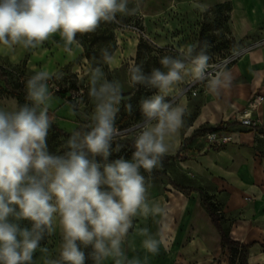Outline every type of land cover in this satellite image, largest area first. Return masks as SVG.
<instances>
[{
    "label": "rangeland",
    "instance_id": "1",
    "mask_svg": "<svg viewBox=\"0 0 264 264\" xmlns=\"http://www.w3.org/2000/svg\"><path fill=\"white\" fill-rule=\"evenodd\" d=\"M225 2L230 1L126 0L124 12L101 21L94 32L77 33L71 45L66 46L59 33L36 47L0 45V63L20 67L26 61L27 81L47 70V86L54 78L63 89L70 85L78 89L72 93V106L68 98H61L48 86V110L54 119L47 135V151L54 156L70 150L68 141L78 122L94 125L98 101L91 92H98L105 84L119 88L114 127L124 130L120 138H136L147 124L157 123L145 117L141 103L161 94L159 89L148 94L150 85L134 83L130 78L140 40L149 48L142 50L135 68L145 77L154 69L166 71L161 64L165 57L185 64L182 80L164 97L165 102L176 98L171 107H178L184 99L180 106L184 109L182 126L165 139L168 151L164 154L174 158H159L150 172L141 168L148 214L138 210L121 239L120 255L101 256L97 264H229V252L220 246L203 197L221 212L222 225L230 237L255 241L249 249L248 264H264V36L259 32L242 39L232 36L230 11L208 12ZM202 27L208 41L196 53ZM234 52L239 53L238 59L227 70L244 56L252 58L236 73L226 70L218 81L200 86L195 95L178 96L180 86L194 75L188 58L194 60L203 54L207 62H215ZM0 109L16 110L17 100L0 95ZM136 115L141 118L137 120ZM219 125L223 130L209 138L210 129ZM115 141L112 139L110 146ZM9 221L32 230L29 220L17 221L10 216ZM52 229H46L45 241L34 252L31 264L62 261L64 241L58 216ZM149 240L157 241L154 253L144 246Z\"/></svg>",
    "mask_w": 264,
    "mask_h": 264
},
{
    "label": "clouds",
    "instance_id": "2",
    "mask_svg": "<svg viewBox=\"0 0 264 264\" xmlns=\"http://www.w3.org/2000/svg\"><path fill=\"white\" fill-rule=\"evenodd\" d=\"M125 3L0 0V45L36 47L56 33L66 46L71 45L77 33L94 32L101 21L124 12ZM207 60L201 54L193 61L196 77L202 74ZM161 64L167 70L154 69L149 77L139 68L132 69L133 82L147 83L161 93L141 103L145 117L157 123L147 124L137 135L132 162L121 158L102 166L94 159L99 155L106 160L110 154V143L117 133L114 118L119 110L118 87L105 84L98 92L92 90L98 101L92 117L94 126L83 134L74 132L68 141L70 150L63 156L47 151L52 119L48 115L47 70L28 81L27 98L33 107L0 109V264H31L42 233L53 230L57 216L64 241L60 255L67 264H84L78 241L93 245L100 256L120 255V242L131 226V218L138 210L148 214L144 177L139 169L150 172L168 151L166 136L176 134L182 126L184 109L171 107L164 97L182 80L185 64L169 57ZM10 216L31 221L32 230L10 222ZM144 246L154 253L157 241H146Z\"/></svg>",
    "mask_w": 264,
    "mask_h": 264
},
{
    "label": "trees",
    "instance_id": "3",
    "mask_svg": "<svg viewBox=\"0 0 264 264\" xmlns=\"http://www.w3.org/2000/svg\"><path fill=\"white\" fill-rule=\"evenodd\" d=\"M231 5L230 2H225V3H219L214 5L208 12H215L219 13L222 11H230ZM208 41V38L205 37V28L202 27L199 32V37H198V44L196 48L194 49L196 53L201 51ZM144 48H149V45L143 41L140 40L139 43L137 44L136 47V60H135V65H137V62L142 55V50ZM135 65L133 66L132 69L135 68ZM27 66H26V61L24 60L21 64L20 67H10L6 66L2 63H0V95L7 96V97H14L17 100V109L19 110L20 107H23L27 105L28 107H33L31 101L27 98L28 97V89H27V84L28 81L25 78V72H26ZM131 69V77L133 75ZM148 68L146 67V70ZM147 73V72H146ZM130 77V78H131ZM132 80V79H131ZM135 83V82H134ZM157 88L148 86L147 88V93L151 94L154 92ZM78 89L74 85H70L67 88L61 89L58 91L56 94L59 95L63 99L69 98V95L71 92H76ZM48 115L52 118L51 122H53L54 119V114L52 111L48 110ZM116 117V116H115ZM141 117L139 115H136V119L139 120ZM94 126V125H93ZM58 132L64 133L62 129H59L56 127ZM91 126L87 125L84 122H78L77 127L75 130L71 133L73 135L74 132H80L81 134L90 131ZM223 130L222 126H217L215 128H211V132H217ZM118 136H114L113 139L115 138L117 141L111 144L109 147V156L105 160L103 157L97 155L94 157L95 161L102 166L107 163H113L117 159H125L129 162H132L133 160V154L136 151L135 148V137H122L120 138ZM89 158L92 159L93 157L91 154H88ZM159 158L161 159H172L174 158L172 155H167V154H162ZM101 171H103V167H101ZM141 172V168L139 169ZM106 188V186H104ZM178 189L184 190L185 187L183 186H178ZM204 208L207 211V214L210 218V221L216 231L219 234L220 237V246L222 248H226L229 252V264H236L235 259H237V264H248V253L250 247L253 246L255 241H249V242H243L239 241L237 239H234L230 237L226 229L222 225V214L219 212L213 203L210 201L206 200V197H203L202 199ZM33 227V225H32ZM46 237V229L42 233L41 239L39 241V245H42L45 241ZM80 250L84 253V264H97L98 261L100 260L101 256L99 253L96 252L94 249L93 245H82L80 242H77ZM57 264H67L65 261L58 262Z\"/></svg>",
    "mask_w": 264,
    "mask_h": 264
},
{
    "label": "crops",
    "instance_id": "4",
    "mask_svg": "<svg viewBox=\"0 0 264 264\" xmlns=\"http://www.w3.org/2000/svg\"><path fill=\"white\" fill-rule=\"evenodd\" d=\"M231 2L228 25L232 36L242 39L245 36L259 32L264 36V0H227ZM251 55L244 56L239 64L233 65L225 73L234 74L239 70L240 65L250 61ZM182 99L180 107L183 103ZM103 257V256H102ZM101 257V259H102ZM100 259V260H101Z\"/></svg>",
    "mask_w": 264,
    "mask_h": 264
},
{
    "label": "built area",
    "instance_id": "5",
    "mask_svg": "<svg viewBox=\"0 0 264 264\" xmlns=\"http://www.w3.org/2000/svg\"><path fill=\"white\" fill-rule=\"evenodd\" d=\"M239 53L238 52H234L231 53L230 55L219 59L215 62L210 61V62H206V65L203 69L202 74L199 77H196L195 75H193L192 77H190V79L188 81H185L179 89L178 92V96H184L186 94L192 93L193 95H195L198 91V88L202 85H208L211 83H214L216 81L219 80V78L221 77L222 73L224 71L227 70V68L233 64L237 59H238ZM188 62L193 65V61L190 58L187 59ZM49 88L51 89V92L53 93H57L58 91H60L62 88V86L60 85L59 81H57L54 78H50L49 79V83H48ZM72 93H70L69 98H68V102L73 106L75 100L72 96ZM176 101V98L171 99L170 101L166 102L169 103L170 105H172L174 102ZM124 134V130H117V133L114 134V136H118ZM209 138H215L216 133L212 132L210 134H208Z\"/></svg>",
    "mask_w": 264,
    "mask_h": 264
}]
</instances>
